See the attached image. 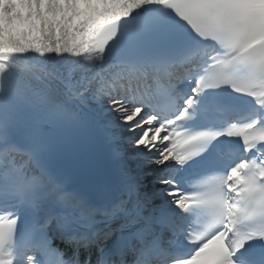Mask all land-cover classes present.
I'll return each mask as SVG.
<instances>
[{
  "label": "snow or ice",
  "instance_id": "obj_1",
  "mask_svg": "<svg viewBox=\"0 0 264 264\" xmlns=\"http://www.w3.org/2000/svg\"><path fill=\"white\" fill-rule=\"evenodd\" d=\"M0 264H264V0H0Z\"/></svg>",
  "mask_w": 264,
  "mask_h": 264
}]
</instances>
